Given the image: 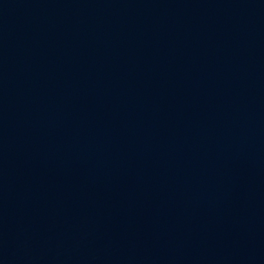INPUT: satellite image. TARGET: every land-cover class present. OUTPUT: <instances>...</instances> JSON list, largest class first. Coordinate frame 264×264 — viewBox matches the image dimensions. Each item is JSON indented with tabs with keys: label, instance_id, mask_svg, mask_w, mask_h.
I'll return each instance as SVG.
<instances>
[{
	"label": "water",
	"instance_id": "1",
	"mask_svg": "<svg viewBox=\"0 0 264 264\" xmlns=\"http://www.w3.org/2000/svg\"><path fill=\"white\" fill-rule=\"evenodd\" d=\"M0 264H264V0H0Z\"/></svg>",
	"mask_w": 264,
	"mask_h": 264
}]
</instances>
